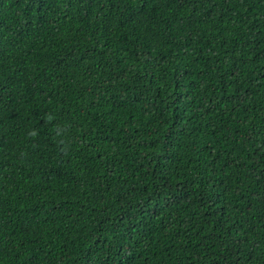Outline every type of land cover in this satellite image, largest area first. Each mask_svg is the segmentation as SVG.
Wrapping results in <instances>:
<instances>
[{
	"label": "trees",
	"instance_id": "1",
	"mask_svg": "<svg viewBox=\"0 0 264 264\" xmlns=\"http://www.w3.org/2000/svg\"><path fill=\"white\" fill-rule=\"evenodd\" d=\"M0 264H264V0H0Z\"/></svg>",
	"mask_w": 264,
	"mask_h": 264
}]
</instances>
